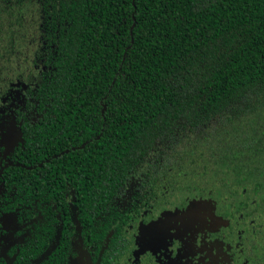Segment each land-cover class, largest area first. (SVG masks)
Returning a JSON list of instances; mask_svg holds the SVG:
<instances>
[{"label": "trees", "instance_id": "1", "mask_svg": "<svg viewBox=\"0 0 264 264\" xmlns=\"http://www.w3.org/2000/svg\"><path fill=\"white\" fill-rule=\"evenodd\" d=\"M26 51L11 160L33 168H5L0 208L33 202V264H97L180 177L264 213V0H0V76Z\"/></svg>", "mask_w": 264, "mask_h": 264}, {"label": "flooded vegetation", "instance_id": "2", "mask_svg": "<svg viewBox=\"0 0 264 264\" xmlns=\"http://www.w3.org/2000/svg\"><path fill=\"white\" fill-rule=\"evenodd\" d=\"M10 70L13 71L8 74L4 68L1 73L4 76H0V179L9 166L33 168L11 160L14 150L22 142V130L11 116V106L19 95L16 85L21 79L26 82V77L33 78V70L28 69L25 75L20 66H13ZM50 159L46 158L38 166ZM165 190L163 187L158 189L160 203L157 210L146 213L128 236L122 237L123 245L118 250L105 252L100 259L96 256L95 260H99L97 264H236L235 253H241V250H237L235 239L239 238L238 242L242 239L244 231L240 224L248 219L243 221L240 213L236 217L225 216L222 205L208 203L195 207V219L189 226V213L173 216L166 212L167 207L173 205V211L189 210V204L179 200L178 191L172 198ZM4 191L0 181V200L3 201L0 207L3 208ZM164 191L168 193L167 202L160 198ZM24 199L10 207L13 211L0 208V264H33V202ZM222 229L227 237L220 233ZM248 236L249 233H246L244 242L248 241ZM262 250L261 257L256 253L244 254L240 264H264Z\"/></svg>", "mask_w": 264, "mask_h": 264}, {"label": "rangeland", "instance_id": "3", "mask_svg": "<svg viewBox=\"0 0 264 264\" xmlns=\"http://www.w3.org/2000/svg\"><path fill=\"white\" fill-rule=\"evenodd\" d=\"M22 57H28V52L26 51V53H21L20 57H19V66L21 67L22 70H24V75L28 72V69H32L31 66L28 67L29 65V61L28 64L25 65L26 61L22 62ZM33 74V72H32ZM4 74H1V77H3ZM187 179L180 177L176 179V189L177 191L181 192L183 191V187L186 186L187 183ZM188 184V183H187ZM166 191V190H165ZM162 192V194L160 195V198L162 199L163 202H167V197H168V193L166 192ZM208 192H210L211 190L207 189ZM224 198L226 197V194L223 195ZM179 200L183 201L189 205H194L200 203L201 205H205L208 204L209 202L207 200H209L207 197H201L199 195H197L196 193H187L186 196L182 197L179 196ZM190 201V202H189ZM173 206L167 207L166 212H170L173 216H177V215H183L184 213H189V216H191L192 214V210L193 207H190L189 210H174L173 211ZM252 219H248V221H246L244 224H240V228L244 231V234L241 233L242 235V239L240 240V242H238V239H235V242H237V250L240 249L241 253L236 252L235 253V257H236V264H240V262H242L243 259V255L247 254V256L251 253H256L257 256L261 257V252L263 251L262 249H264V213L263 214H259L257 211L253 213V215L251 216ZM242 221H239V223H241ZM233 229L236 231V225L233 226ZM221 234H223L224 236L227 237V233L224 231L223 229L220 231ZM249 233V239L248 241L245 240L244 242V237L245 234ZM235 242L233 241V243L235 244ZM260 254V255H259ZM90 262L89 257L87 255V253L85 252H81L77 259L73 262V264H87V262ZM248 264V263H247Z\"/></svg>", "mask_w": 264, "mask_h": 264}, {"label": "water", "instance_id": "4", "mask_svg": "<svg viewBox=\"0 0 264 264\" xmlns=\"http://www.w3.org/2000/svg\"><path fill=\"white\" fill-rule=\"evenodd\" d=\"M104 109H105V105L103 104V110H104ZM89 260H90V259H89ZM87 264H92V263H91V261H90V262L88 261Z\"/></svg>", "mask_w": 264, "mask_h": 264}]
</instances>
